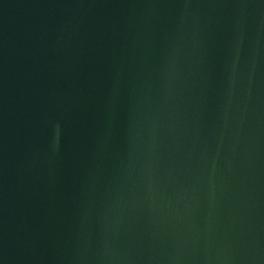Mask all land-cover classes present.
<instances>
[{"label":"water","instance_id":"95a60500","mask_svg":"<svg viewBox=\"0 0 264 264\" xmlns=\"http://www.w3.org/2000/svg\"><path fill=\"white\" fill-rule=\"evenodd\" d=\"M0 264H264V0H0Z\"/></svg>","mask_w":264,"mask_h":264}]
</instances>
